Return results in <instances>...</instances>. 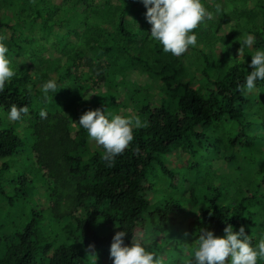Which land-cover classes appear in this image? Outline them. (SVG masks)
Here are the masks:
<instances>
[{
    "label": "trees",
    "instance_id": "obj_1",
    "mask_svg": "<svg viewBox=\"0 0 264 264\" xmlns=\"http://www.w3.org/2000/svg\"><path fill=\"white\" fill-rule=\"evenodd\" d=\"M223 2L231 5L226 21L216 15L194 30L198 46L175 57L151 38L141 0H0V34L8 36L9 55L19 57L16 75L0 93V264H88L85 257L95 252L113 264V237L126 229V245L143 232L154 238L147 250L161 252L166 264L192 258L202 228L223 237L229 224L235 231L243 226L258 243L264 234V81L248 95L239 85L253 70L251 55L264 50V0H203L214 14ZM37 29L55 34V48H36ZM246 34L257 43L240 57ZM80 47L89 52L93 85L81 81ZM50 78L62 89L46 102L39 89ZM12 105L29 112L12 122ZM98 108L138 116L143 125L111 167L77 124ZM161 179L168 181L167 194L156 201ZM51 182L73 192L65 217L78 234L72 243L53 234L63 218ZM36 183L48 199L47 227L38 214L25 225L9 219ZM185 231L188 238H179ZM80 243L94 245L92 252Z\"/></svg>",
    "mask_w": 264,
    "mask_h": 264
},
{
    "label": "clouds",
    "instance_id": "obj_2",
    "mask_svg": "<svg viewBox=\"0 0 264 264\" xmlns=\"http://www.w3.org/2000/svg\"><path fill=\"white\" fill-rule=\"evenodd\" d=\"M141 2L147 8L146 20L151 25V38L162 46L164 53H170L175 57L184 55L190 48H196L198 37L194 30L213 20L215 14L224 11L218 5L214 14L205 7L203 0H141ZM7 39L6 34H0V93L4 92L6 85L16 75L11 66ZM240 43L241 48L238 51L241 57L245 48H253L257 40L254 35L246 34L242 40L240 39ZM251 57L250 66L253 70L248 72L244 83L239 85L242 95L254 93L257 82L264 81V50L256 49ZM61 89L57 80L50 78L41 84L39 91L43 100L50 102L54 94ZM28 112L27 106L18 108L12 105L7 118L12 122L20 121ZM39 115L42 119L48 118L45 109H41ZM77 124L91 141L103 148L102 158L108 162L109 167L113 166L116 157L122 155L133 142L134 128L139 129L143 126L138 116L135 118L112 116L107 108L86 111ZM224 232L226 235L218 237L213 231L200 229L194 255L187 259L185 264H258L264 260V234L258 243L253 245L243 226L239 231H235L229 224ZM126 236L127 229L116 232L113 237L110 246L113 264H166L164 256L147 250L153 243V237L143 232L140 234L134 232L129 246L125 244ZM188 236L189 234L185 233L186 239ZM92 248L94 245L88 246V250Z\"/></svg>",
    "mask_w": 264,
    "mask_h": 264
},
{
    "label": "rangeland",
    "instance_id": "obj_3",
    "mask_svg": "<svg viewBox=\"0 0 264 264\" xmlns=\"http://www.w3.org/2000/svg\"><path fill=\"white\" fill-rule=\"evenodd\" d=\"M96 1H101V0H96ZM224 11L221 14H215L218 15V19L226 21V19L229 17V13L231 12V5L227 4V3H222L220 6ZM216 20V19H215ZM231 23L228 24V26ZM36 36L35 39V45L36 48H39V45H41L42 49L47 47L49 49L55 48L56 46V36L55 34H43L41 33V31H39L37 29L36 33L34 34ZM221 47V46H220ZM219 47V55L221 53V48ZM74 49H78V46H74ZM79 53L81 56V60L79 62V73H81V81L83 82V84L85 85H93L96 82V74L94 75L92 72V66H87V54L89 55V52L85 49V47H80L79 48ZM26 57H29L27 53L24 54ZM10 59H11V66L13 68V66L18 65L19 64V57L17 55L16 51H12L11 54L9 55ZM28 59V58H27ZM90 62V61H89ZM88 62V63H89ZM97 61H95L96 64ZM94 64L92 62H90V65ZM139 78H142V75L138 74ZM96 91V90H95ZM93 90H91L90 95L93 94ZM88 98H90L87 95ZM79 122V120H78ZM18 130L23 133V135L26 134V131L23 130V126L22 125H18L17 126ZM30 147L29 143L27 142V140H25V144L23 147V153L22 154V158L23 159H27V150ZM51 184L54 185V183L51 182ZM51 186L52 191L56 190L57 194L55 193V204L56 205V213L59 214V216H62V221L58 224L57 223V227L53 229V234L54 236L57 238L59 243H64V242H68V243H72L75 238L78 236L77 232H74V228L72 227V222L70 220H68L66 217V215L71 211L72 207H73V202H74V198H73V192L71 189H69V187H67L65 189V187H62L61 185L58 186V188H56L57 185ZM168 185V181H166L165 179H161L155 186L154 188V199H156V201H159L160 198H162L165 194H167V188L166 186ZM30 190H28L27 192V197L22 199L21 201H19V205L16 207V209L12 212V214L10 215L9 219H13L14 221H17L20 224H26L33 216L34 214H38L41 218L45 219L43 222L41 223V226H45L47 227L50 224V221L48 220V217H50L51 212L49 209L46 208V205H44L46 203L47 196L46 194H44L45 189L44 186L41 183H36V185L34 186V188L30 187ZM59 196V197H58ZM185 233H187V231H185L184 233H178L179 238H184L185 237ZM66 238V239H65ZM79 239V238H78ZM185 239V238H184ZM80 247L83 250H88V247H84L83 243H80ZM189 247V245H187V248ZM186 248V249H187ZM92 252V251H89ZM97 252H95L96 254ZM101 253V251H100ZM171 254H174L172 252H170ZM94 254V255H95ZM162 253L160 252V255ZM166 254V253H165ZM164 254V255H165ZM102 255H95L92 256L91 254H88L85 259L87 260L88 264H111L108 260L107 257H104L102 260Z\"/></svg>",
    "mask_w": 264,
    "mask_h": 264
}]
</instances>
